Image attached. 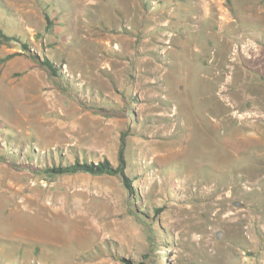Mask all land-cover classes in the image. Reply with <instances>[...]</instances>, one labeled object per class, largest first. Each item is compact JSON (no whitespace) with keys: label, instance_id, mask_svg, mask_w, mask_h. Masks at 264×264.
<instances>
[{"label":"rangeland","instance_id":"1","mask_svg":"<svg viewBox=\"0 0 264 264\" xmlns=\"http://www.w3.org/2000/svg\"><path fill=\"white\" fill-rule=\"evenodd\" d=\"M0 129V264H264V0H0Z\"/></svg>","mask_w":264,"mask_h":264},{"label":"trees","instance_id":"2","mask_svg":"<svg viewBox=\"0 0 264 264\" xmlns=\"http://www.w3.org/2000/svg\"><path fill=\"white\" fill-rule=\"evenodd\" d=\"M49 61L47 59L43 60L42 64L44 66L47 65L48 68H50L49 74L50 75H56L53 66L48 65ZM124 132L120 133L119 136V146L117 150V164L113 165L110 163L108 159H103L97 163L93 162H79L76 161L73 164H59L56 167L52 168L53 173H73L77 171H84L91 174H118L123 178V181L127 187H130V184L128 183V178L124 176V168H125V156H124V147H125V136ZM0 136L2 138L5 137L7 139L5 146L9 145L10 143H18L19 140L16 138V135H10V137L5 133V131H1L0 129ZM4 136V137H3ZM29 151H28V157H31V147L29 145Z\"/></svg>","mask_w":264,"mask_h":264},{"label":"crops","instance_id":"3","mask_svg":"<svg viewBox=\"0 0 264 264\" xmlns=\"http://www.w3.org/2000/svg\"><path fill=\"white\" fill-rule=\"evenodd\" d=\"M209 10H210V9H209ZM209 10H208V11H209ZM33 84H34V83H33ZM31 86H32V84H28L27 86H24V87L31 88ZM54 91H55L57 94H61L60 91H58V92H57V90H54ZM43 94H44V95H45V94L47 95L48 93H47V92H46V93L43 92ZM31 107H36L35 103L32 104ZM61 108H62V110L58 111V115H56V116H58V117H59L60 114H64V113L66 114V112H65V111H67L66 108H65L63 105H61ZM63 109H64L65 111H63ZM58 110H59V109H58ZM67 113H68V112H67ZM31 116H32V118H33L34 121L37 120V117H36V111H35L34 114L31 115ZM56 116H55V117L53 116L55 120L52 119V120H54V122H52V124L54 123L53 126H54L55 128H57L58 131H61V127H62V129H63V128H64V124L62 123L61 120L57 119ZM60 116H61V115H60ZM47 119H48V118H45V119H43V120L41 119V121H43V122H41V121L39 120V123L42 124V123H44L45 121H47ZM49 120H50V119H49ZM77 121H78V120H77ZM56 122H57V123H56ZM229 122L231 123V121H229ZM61 125H62V126H61ZM72 125L74 126V124H72ZM76 129H78L77 124H76ZM63 133H64V132H63Z\"/></svg>","mask_w":264,"mask_h":264}]
</instances>
